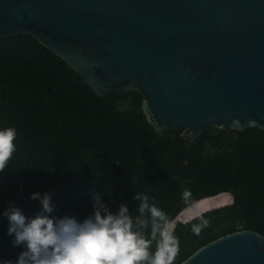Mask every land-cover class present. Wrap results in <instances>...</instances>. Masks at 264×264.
<instances>
[{
    "label": "trees",
    "instance_id": "trees-1",
    "mask_svg": "<svg viewBox=\"0 0 264 264\" xmlns=\"http://www.w3.org/2000/svg\"><path fill=\"white\" fill-rule=\"evenodd\" d=\"M142 100L135 91L97 95L34 36L0 39V130L16 131L15 153L0 172V260L22 251L4 211L12 205L34 217L41 210L31 198L37 192L51 194L52 215L83 219L97 191L114 201L113 211L123 203L133 215L142 191L170 223L194 204L230 193L231 203L201 213L209 224L199 235L192 231L198 216L176 222L173 264L236 231L264 235V131L212 126L196 139L175 128L158 132Z\"/></svg>",
    "mask_w": 264,
    "mask_h": 264
},
{
    "label": "water",
    "instance_id": "water-1",
    "mask_svg": "<svg viewBox=\"0 0 264 264\" xmlns=\"http://www.w3.org/2000/svg\"><path fill=\"white\" fill-rule=\"evenodd\" d=\"M16 34L99 96L140 93L158 132L264 131V0H0V39ZM180 264H264V235H224Z\"/></svg>",
    "mask_w": 264,
    "mask_h": 264
},
{
    "label": "clouds",
    "instance_id": "clouds-1",
    "mask_svg": "<svg viewBox=\"0 0 264 264\" xmlns=\"http://www.w3.org/2000/svg\"><path fill=\"white\" fill-rule=\"evenodd\" d=\"M15 139V129L0 130V172L12 160ZM105 194L111 197L108 190ZM31 198L41 204L34 217L12 205L3 213L10 225L8 234L22 251L0 264H173L178 253L179 241L168 216L142 191L134 197L139 202L135 215L123 203L113 211L114 201H105L97 191L92 210L83 219L52 215L55 206L48 192L33 193ZM182 198L187 202L190 193L185 190ZM197 216L200 223L193 224L192 231L199 235L209 221L199 212Z\"/></svg>",
    "mask_w": 264,
    "mask_h": 264
},
{
    "label": "rangeland",
    "instance_id": "rangeland-1",
    "mask_svg": "<svg viewBox=\"0 0 264 264\" xmlns=\"http://www.w3.org/2000/svg\"><path fill=\"white\" fill-rule=\"evenodd\" d=\"M232 202V195L230 193H223L217 197L213 198H207L202 201H200L199 204L200 206L199 209L197 207L191 208L189 210H184L172 223H171V228L173 230L175 224L177 221H188L195 216H197V213H202L208 209L217 207V206H222L226 205ZM195 205V204H194ZM193 205V206H194Z\"/></svg>",
    "mask_w": 264,
    "mask_h": 264
},
{
    "label": "bare ground",
    "instance_id": "bare-ground-1",
    "mask_svg": "<svg viewBox=\"0 0 264 264\" xmlns=\"http://www.w3.org/2000/svg\"><path fill=\"white\" fill-rule=\"evenodd\" d=\"M199 204H201V203L198 202V203H196L194 206L188 208L187 210H189V209H191V208H195V207H197V208L199 209V207H198V206H200Z\"/></svg>",
    "mask_w": 264,
    "mask_h": 264
}]
</instances>
